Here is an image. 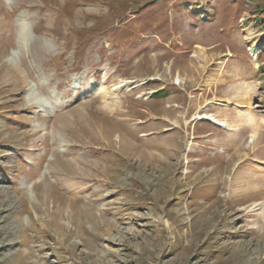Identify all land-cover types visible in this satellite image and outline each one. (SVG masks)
<instances>
[{
  "label": "rangeland",
  "instance_id": "obj_1",
  "mask_svg": "<svg viewBox=\"0 0 264 264\" xmlns=\"http://www.w3.org/2000/svg\"><path fill=\"white\" fill-rule=\"evenodd\" d=\"M0 264H264V0H0Z\"/></svg>",
  "mask_w": 264,
  "mask_h": 264
},
{
  "label": "bare ground",
  "instance_id": "obj_2",
  "mask_svg": "<svg viewBox=\"0 0 264 264\" xmlns=\"http://www.w3.org/2000/svg\"><path fill=\"white\" fill-rule=\"evenodd\" d=\"M93 81V80H92ZM122 86V84L121 85H118V87L116 88V89H119V87H121ZM103 98H104V100L106 101V102H112L114 105H116L115 104V101L113 100V98H109V92L108 91H104V94H103ZM224 102H227V100H225ZM247 115H249L250 117H251V119H252V115L250 114V113H247ZM249 117V118H250ZM58 120H60V122L61 121H64V119L63 118H59Z\"/></svg>",
  "mask_w": 264,
  "mask_h": 264
}]
</instances>
